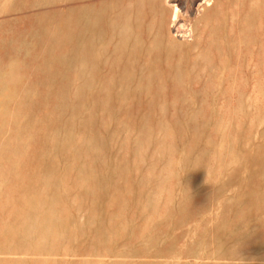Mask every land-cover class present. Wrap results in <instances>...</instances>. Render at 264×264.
<instances>
[{
    "label": "rangeland",
    "instance_id": "rangeland-1",
    "mask_svg": "<svg viewBox=\"0 0 264 264\" xmlns=\"http://www.w3.org/2000/svg\"><path fill=\"white\" fill-rule=\"evenodd\" d=\"M204 1L0 0V264H264V0Z\"/></svg>",
    "mask_w": 264,
    "mask_h": 264
},
{
    "label": "bare ground",
    "instance_id": "bare-ground-1",
    "mask_svg": "<svg viewBox=\"0 0 264 264\" xmlns=\"http://www.w3.org/2000/svg\"><path fill=\"white\" fill-rule=\"evenodd\" d=\"M211 2V1H210ZM209 3V0H205L204 4ZM213 3V2H212ZM202 8V7H201ZM198 9V8H197ZM199 12V11H198ZM197 13V12H196ZM182 27V26H181Z\"/></svg>",
    "mask_w": 264,
    "mask_h": 264
}]
</instances>
